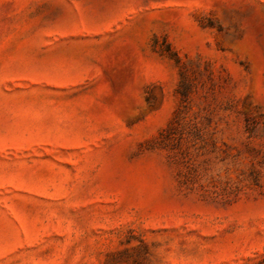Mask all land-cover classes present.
I'll return each mask as SVG.
<instances>
[{
  "label": "rangeland",
  "instance_id": "1",
  "mask_svg": "<svg viewBox=\"0 0 264 264\" xmlns=\"http://www.w3.org/2000/svg\"><path fill=\"white\" fill-rule=\"evenodd\" d=\"M0 264H264V0H0Z\"/></svg>",
  "mask_w": 264,
  "mask_h": 264
}]
</instances>
